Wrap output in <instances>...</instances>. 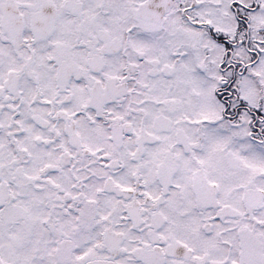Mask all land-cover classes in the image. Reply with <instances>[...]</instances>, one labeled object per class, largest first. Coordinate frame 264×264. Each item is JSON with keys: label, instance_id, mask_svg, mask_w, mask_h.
Listing matches in <instances>:
<instances>
[{"label": "snow or ice", "instance_id": "1", "mask_svg": "<svg viewBox=\"0 0 264 264\" xmlns=\"http://www.w3.org/2000/svg\"><path fill=\"white\" fill-rule=\"evenodd\" d=\"M0 264H264V0H0Z\"/></svg>", "mask_w": 264, "mask_h": 264}]
</instances>
